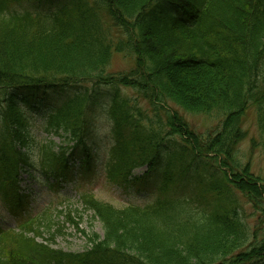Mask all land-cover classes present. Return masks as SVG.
Returning a JSON list of instances; mask_svg holds the SVG:
<instances>
[{"label": "trees", "instance_id": "obj_1", "mask_svg": "<svg viewBox=\"0 0 264 264\" xmlns=\"http://www.w3.org/2000/svg\"><path fill=\"white\" fill-rule=\"evenodd\" d=\"M19 1L0 0L3 203L12 211L21 206L19 167L32 165L24 151L32 141L27 122L11 90L77 85L47 119L46 130L63 137L64 146L41 145L42 164L58 177L70 171L69 142L82 144L79 153L84 165L89 162L84 139L97 86L121 85L138 99L115 91L104 106L114 141L107 179L126 185L136 167L155 164L172 136L181 140L173 141L179 152L171 153L177 165L200 161L209 176L198 173L187 193L144 207L116 208L82 193L103 236L88 234L92 247L79 264H264V236L252 244L264 232V181L236 159L248 107L257 114L264 151V0H65L47 13L11 11L8 5ZM114 52L132 56L133 65L109 72ZM140 101L150 113L137 106ZM179 111L215 114L219 122L198 133ZM173 179L165 171L163 190ZM233 189L258 214L253 228ZM52 220L44 212L20 231L0 228V264H78L47 243L45 233L49 242L55 238Z\"/></svg>", "mask_w": 264, "mask_h": 264}, {"label": "rangeland", "instance_id": "obj_2", "mask_svg": "<svg viewBox=\"0 0 264 264\" xmlns=\"http://www.w3.org/2000/svg\"><path fill=\"white\" fill-rule=\"evenodd\" d=\"M35 3L30 2L29 0H23L20 3L12 4L11 7L18 10H44L56 8L57 3H60V0H32ZM38 2V3H37ZM43 3V4H42ZM51 3V4H49ZM134 59L132 56H125L120 53H114L111 58L110 66L108 71L114 73L116 71H127L130 66L133 65ZM102 93L99 92V98H97V106L91 114L90 122V134L86 139L88 147L90 149V154H92L90 159V171L88 178L77 179L76 182L66 181L61 182L58 185H55L53 188L52 183L56 180L48 179L40 166V152L39 144L40 142H45L48 140H54L56 144H64V140L61 136L55 133H48L44 131L45 118L51 112L52 107L60 102L65 96L71 94V90L64 89L59 92V101L57 102L56 93H42L39 92L36 95L30 96L26 95L21 91L16 92L17 99H19L21 108L24 110L29 126L28 132L33 136L34 141L37 144H34V141L31 142L26 150L30 160L33 162V167L28 168L26 171H23L20 175V185L23 187V190L30 194V209L29 212H39L48 208L53 210V215L55 217V225L60 229L56 232V237L54 241L50 243L51 247L54 249L62 250L63 252L75 255H81L85 253V250H88L89 247L87 241V235L92 229L93 232L102 235L100 223L94 222L92 228L88 221L90 220V213H85L82 211V207L79 199V192L82 187L84 189H91L93 194L98 200H103L104 202L110 203L116 207H125L128 204H147L148 202L153 201L158 195L157 183L160 179V171L163 167L169 163L170 152L178 153L177 149L181 140L176 137L165 138L164 142L161 145V158L158 168L153 171H150L142 184L137 182L135 186L128 185L127 188L118 187L116 185H111L108 183L107 179L103 174V164L105 163L108 157V150L112 144V138L110 134V122L103 115L104 105L108 104L112 98V94L115 92L113 88L101 89ZM117 94L121 97L130 99L132 102L135 98L138 99L134 91L124 86L117 87ZM140 99V98H139ZM141 110L147 111L150 113V106L145 101L138 102V105ZM174 107V106H173ZM175 108V107H174ZM183 114L181 111H179ZM186 120L196 132L206 133L210 130H214L219 122L218 116L214 115H194V114H183ZM243 130L245 131V138L238 143V150L236 153V159L241 163H249L250 171H253L259 178L264 181V151L262 147V136L258 129L257 124V114L253 107H248L246 114L243 117L242 121ZM170 140V141H169ZM178 142V145H175L174 142ZM174 161V158H171ZM76 166V159L73 161ZM187 163L191 166L183 172L182 183L189 184L188 188L192 187L190 181L192 177L196 178V173H201L205 178L209 176L207 169L202 167L200 161L185 160L181 162L180 165H176L178 170L173 169V172L176 176L181 175L182 167ZM165 164V165H163ZM181 166V167H180ZM146 170V167L135 169L134 174L140 175ZM181 171V172H180ZM181 173V174H180ZM79 176V172H77ZM76 176V177H77ZM56 183V182H55ZM181 194L180 187L174 188L171 193ZM233 195L236 196L238 202L242 204L244 208L245 217L248 219L247 223L250 228H253L258 218V214L252 212V208L247 203L245 198L240 194L236 193L235 190H232ZM4 211V209H1ZM61 211V212H57ZM56 211V213H55ZM68 218H71L72 221H69ZM1 224L5 227H14L15 218L13 216H6ZM56 231V230H55ZM47 236L45 233L44 237ZM264 236V232L260 231L258 238H255L256 241L252 240V244L259 243L260 238Z\"/></svg>", "mask_w": 264, "mask_h": 264}, {"label": "bare ground", "instance_id": "obj_3", "mask_svg": "<svg viewBox=\"0 0 264 264\" xmlns=\"http://www.w3.org/2000/svg\"><path fill=\"white\" fill-rule=\"evenodd\" d=\"M114 53H115V52H114ZM114 53H113V54H114ZM112 56H113V55H112ZM169 104H170V103H169ZM171 105H172V104H170V106H171ZM171 107L174 108L173 105H172Z\"/></svg>", "mask_w": 264, "mask_h": 264}]
</instances>
